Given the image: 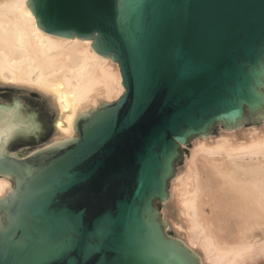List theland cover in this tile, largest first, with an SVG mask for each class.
I'll list each match as a JSON object with an SVG mask.
<instances>
[{
    "label": "water",
    "instance_id": "1",
    "mask_svg": "<svg viewBox=\"0 0 264 264\" xmlns=\"http://www.w3.org/2000/svg\"><path fill=\"white\" fill-rule=\"evenodd\" d=\"M26 5L41 31L91 40L124 92L71 139L0 156V264H199L159 203L191 139L264 119V0Z\"/></svg>",
    "mask_w": 264,
    "mask_h": 264
},
{
    "label": "bare ground",
    "instance_id": "2",
    "mask_svg": "<svg viewBox=\"0 0 264 264\" xmlns=\"http://www.w3.org/2000/svg\"><path fill=\"white\" fill-rule=\"evenodd\" d=\"M26 1L0 0V89L36 94L53 117L50 139L29 155L71 139L77 115L117 100L124 88L118 65L96 54L91 40L41 31ZM22 102L1 107L0 156L23 155L12 146L37 135L22 119ZM192 146L161 206L165 229L199 264H264V123L245 131L221 127L218 138L196 139ZM10 189L0 177V199Z\"/></svg>",
    "mask_w": 264,
    "mask_h": 264
},
{
    "label": "rangeland",
    "instance_id": "3",
    "mask_svg": "<svg viewBox=\"0 0 264 264\" xmlns=\"http://www.w3.org/2000/svg\"><path fill=\"white\" fill-rule=\"evenodd\" d=\"M0 108L5 104V105H13L17 103L18 100L23 101L22 104L20 105L22 113L25 117H22V119L25 122H29L31 126H33L34 132H37L36 137L34 139L30 138L29 140L25 141L24 139L17 140L16 144L12 146L13 152H18L19 150H24V151H30L33 150L39 146H42L45 144L51 137L52 135V119L53 117H49V114L46 113L45 111V106L39 99V97L32 93L30 96H23L20 95V93H15V95L8 90L5 89H0ZM12 96V97H11ZM19 96V97H17ZM29 97V98H28ZM2 98V99H1ZM10 99V100H9ZM14 99V100H13ZM3 100V101H2ZM5 100V101H4ZM4 102V103H3ZM28 102V103H27ZM264 123V119L260 120L259 122H256L254 124H250L249 122L242 123L241 125L234 127V128H229L231 130L237 131V130H246L252 127H257L261 126V124ZM254 125V126H253ZM224 128L223 125H215L212 129L214 132L212 134H208L202 137H194L191 139L188 144L184 147V150L181 153V163L177 165V161L175 163V171H174V176L177 171V169H181L184 166V159L190 155L191 149H193V143L196 141V139L200 138H218V133L220 128ZM219 128V129H218ZM218 131V132H217ZM32 133L31 135H34L35 133ZM27 135H30L28 133H25V137ZM33 147V148H32ZM28 148V149H27ZM174 178V177H173ZM171 181V180H170ZM170 184V182H169ZM163 205V202L159 203L160 209L158 210V215H160V220L161 219V206ZM165 232L169 234L170 236L176 238L174 236V233L171 230H166Z\"/></svg>",
    "mask_w": 264,
    "mask_h": 264
},
{
    "label": "snow or ice",
    "instance_id": "4",
    "mask_svg": "<svg viewBox=\"0 0 264 264\" xmlns=\"http://www.w3.org/2000/svg\"><path fill=\"white\" fill-rule=\"evenodd\" d=\"M41 23H42V21H41ZM4 111H6V110L3 108H0V112H4Z\"/></svg>",
    "mask_w": 264,
    "mask_h": 264
}]
</instances>
